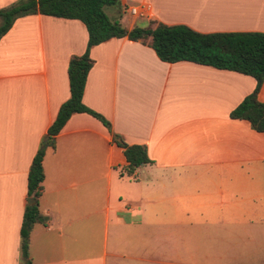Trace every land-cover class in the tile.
<instances>
[{
    "label": "crops",
    "instance_id": "1",
    "mask_svg": "<svg viewBox=\"0 0 264 264\" xmlns=\"http://www.w3.org/2000/svg\"><path fill=\"white\" fill-rule=\"evenodd\" d=\"M142 4L148 19L124 11ZM106 12L127 30L154 21L264 32V0H118ZM87 39L81 20L40 13L17 17L0 38V264L21 260L28 170L70 96L69 59ZM148 42L93 45L82 101L152 162L121 174L123 149L106 126L73 113L45 146L32 264H264V132L230 116L255 78L162 61Z\"/></svg>",
    "mask_w": 264,
    "mask_h": 264
},
{
    "label": "trees",
    "instance_id": "2",
    "mask_svg": "<svg viewBox=\"0 0 264 264\" xmlns=\"http://www.w3.org/2000/svg\"><path fill=\"white\" fill-rule=\"evenodd\" d=\"M118 6V0H18L0 9V38L11 27L14 20L29 13L79 19L88 33L87 45L81 55H72L68 63L70 96L57 112L56 118L47 130V140L38 148L27 174V197L35 203H27L20 227V255L18 264H32L29 257V234L35 222H42L38 209V197L44 179L42 159L45 146L54 145L55 136L75 112H86L99 119L112 135V141L123 149L126 164L122 173L132 175L135 170L152 160L142 144H128L111 129L110 122L101 114L87 107L82 96L86 77L93 60L89 49L112 37L127 36L129 39L147 40L158 58L165 62L191 61L218 69H227L255 78L256 87L230 113L232 118L246 119L251 127L264 132V102L257 99V93L264 79V32L196 31L184 24H165L149 21L146 27L124 28L117 18H111L107 7Z\"/></svg>",
    "mask_w": 264,
    "mask_h": 264
},
{
    "label": "built area",
    "instance_id": "3",
    "mask_svg": "<svg viewBox=\"0 0 264 264\" xmlns=\"http://www.w3.org/2000/svg\"><path fill=\"white\" fill-rule=\"evenodd\" d=\"M124 11H127L130 15L134 17L149 18L151 15L149 13V6L147 4L136 5V6H126Z\"/></svg>",
    "mask_w": 264,
    "mask_h": 264
},
{
    "label": "water",
    "instance_id": "4",
    "mask_svg": "<svg viewBox=\"0 0 264 264\" xmlns=\"http://www.w3.org/2000/svg\"><path fill=\"white\" fill-rule=\"evenodd\" d=\"M27 202L29 204H34L35 203V199L34 198H29Z\"/></svg>",
    "mask_w": 264,
    "mask_h": 264
}]
</instances>
